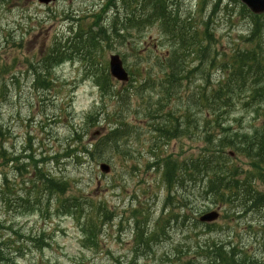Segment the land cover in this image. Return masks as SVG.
Segmentation results:
<instances>
[{"label":"rangeland","instance_id":"374dc122","mask_svg":"<svg viewBox=\"0 0 264 264\" xmlns=\"http://www.w3.org/2000/svg\"><path fill=\"white\" fill-rule=\"evenodd\" d=\"M174 2L182 17L195 18L199 29L200 22L212 15L208 21L220 53L243 47L241 39L248 34L249 21L232 16L238 4L221 0L214 12L217 0ZM118 11L121 13L120 5L111 7L108 0H57L48 6L33 0H0V126L9 160L0 166V180L7 176L11 200L9 205L0 201V242L9 243L16 264H118L133 259L137 264H186L195 260L194 250L204 242L237 244L264 264V203L253 208L249 201L242 212L221 206V219L204 225L198 215L214 209L213 198H202L191 184L182 183L170 191L164 182L161 157L178 161L199 157L207 148L205 142L225 133L217 123L209 124L215 116L206 115L207 108L199 102V76L183 82L175 95H165L169 87L161 81L165 68L161 63H167L165 58L174 49L172 39L157 24L132 30L123 43L114 42L104 49L100 44L90 55L80 49L53 65L51 90L35 86L32 68L39 65L56 38L64 42L70 26L82 31L90 26L100 31L101 23L110 27ZM112 54L121 56L131 79L122 83L110 76L111 89L103 93L100 80L109 74ZM198 64L193 56L187 59L188 68ZM220 75L213 71L212 80L217 82ZM196 94L198 102L193 104L190 99ZM235 103V108L221 109L228 113L218 114L221 127L250 136L256 131L264 133V116L255 107L245 108L241 97ZM171 112L180 119V129H186L170 140L158 129L165 125L167 131ZM117 122L124 126L125 135L116 146H103L101 141ZM75 139L80 147L91 145L94 155L76 162L50 163L45 169L68 181L64 198H79L81 211L58 212L60 197L52 195L44 197L41 209L26 212L22 199L27 176L18 170L25 163V150L31 146L40 158L58 153ZM231 150L222 152L229 168L236 169L240 179L250 178L252 186L264 194V171L256 176L250 160L235 149L234 156H229ZM101 163L111 167L108 174L101 172ZM99 215H103V225L99 220L94 241L87 218ZM159 221L164 222L165 234L161 232L150 251H140L135 257L137 223L152 231ZM29 235H36L41 246L23 238Z\"/></svg>","mask_w":264,"mask_h":264},{"label":"trees","instance_id":"16d2710c","mask_svg":"<svg viewBox=\"0 0 264 264\" xmlns=\"http://www.w3.org/2000/svg\"><path fill=\"white\" fill-rule=\"evenodd\" d=\"M111 7H118L112 26L105 27L101 23L98 27L100 31H94L93 27L89 30L82 31L79 27L70 26L68 36L64 38H56L54 45L49 52L44 56L39 65H35L32 69L36 76L35 86L42 91H49L53 85L51 77L53 65L64 62L70 58L71 54L78 53L81 49L84 55L89 54L90 50L96 48L98 50L101 44V49L111 46L114 42H124L126 37L131 35L132 30H143L147 26L157 24L160 29L167 34L173 41V51L169 53V58H165L166 64L163 62L164 71L162 82H167L169 90H166L165 95L171 97L175 95V90L180 87L185 81H190L192 78L199 76L202 80L200 88L199 102L202 107H206V115L215 116L210 120L209 124L217 123V127L225 133L223 137L215 141H207V148L201 154L200 161L196 157H192L185 161H178L172 156L166 158L161 157L159 163L163 164L164 182L168 189L172 191L176 185L186 183L185 180L194 177L193 171L197 168L200 162V169L205 174L213 176L214 179L209 184V191L215 188L217 191L225 190L229 185L225 184L223 177L230 176L226 171L232 169L225 161V155L222 152L228 148L235 149L237 152L245 155L251 162V166L255 170V175L261 177L264 171V133L256 131L253 135L242 134L239 131H230L229 128L221 127L220 117L221 109L235 108V100L238 97L244 99L242 104L245 108L255 107V112L264 116V13L254 14L244 4L238 0H231L238 4L239 9L234 8L232 16L235 14L242 16L249 21V29L247 35L242 37L243 47H234L230 54L220 53L214 47L213 35L210 30V22L208 21L212 15H209L207 20L200 22L201 28L194 24L195 18L182 17L178 11V5L175 7V0H108ZM178 1V0H177ZM221 0H217L213 11L215 12ZM212 11V12H213ZM235 18V17H234ZM79 22V21H78ZM74 48V50H73ZM193 56L199 64L194 68L187 67V59ZM213 71L220 72V78L217 82L212 80L211 74ZM145 74H148L145 73ZM147 83V80H146ZM100 85L103 93L109 92L111 89L110 75L106 74L101 77ZM195 95V94H194ZM193 95V96H194ZM117 98L121 94L115 93ZM192 96V97H193ZM198 96L190 99L193 104L198 102ZM243 101V100H240ZM189 107V106H188ZM186 108L188 111L189 108ZM210 109L213 113L210 112ZM169 127L159 125V130L168 135L171 139L177 138L178 133L185 129H180V119L174 112L169 113ZM155 118V117H153ZM207 121V120H206ZM116 125L109 134L101 141L103 146L109 145V148L116 146L119 138L125 135L123 125ZM229 132H233L228 134ZM264 132V131H263ZM5 133L0 126V166L4 162H8L7 153L3 149V140ZM77 139L67 145L59 154L52 152L37 158L38 154L32 147L25 150V163L18 170H23L27 176L26 197L22 199L23 209L26 212L44 206V197L49 198L52 195H57L59 198L57 210L73 209L77 214L81 211L80 199L64 198L68 191V181L64 178L54 177L52 173L45 168L50 163L57 164L61 160L77 161L82 157L93 156L91 145H76ZM101 145V149H102ZM98 147L96 144L95 149ZM93 148V146H92ZM55 153L54 155H52ZM158 165V164H157ZM238 178V174L234 178ZM257 177V178H259ZM238 185L242 188V181L238 178ZM264 180V178H263ZM224 184H221L223 183ZM232 184V183H231ZM252 180L249 178V187L247 188L249 201L252 206L258 207L264 203V194H260L253 186ZM9 181L7 176L0 180V201L5 205L11 202L8 199ZM208 191V192H209ZM7 197V198H6ZM79 199V200H78ZM9 202V203H8ZM231 202V201H230ZM48 206L47 203V208ZM68 211V210H67ZM101 220L103 225V215L97 218H87L88 227L90 228L91 236L94 241L97 240L100 229L98 221ZM164 222L159 221L154 230L149 231L145 226L137 223L135 232V257L140 251H150L152 244L163 231ZM166 228V226H165ZM16 235L18 233H15ZM33 234V233H32ZM96 234V235H95ZM27 241L41 246L40 240L36 235L24 236ZM195 260H189L186 264H260L257 256L247 249H243L237 245L230 246L229 244L217 242H204L198 244L194 250ZM12 251L9 243L0 242V264H16L12 261ZM180 253V252H179ZM118 264H137L136 259L129 263L119 262Z\"/></svg>","mask_w":264,"mask_h":264},{"label":"flooded vegetation","instance_id":"af4514ba","mask_svg":"<svg viewBox=\"0 0 264 264\" xmlns=\"http://www.w3.org/2000/svg\"><path fill=\"white\" fill-rule=\"evenodd\" d=\"M196 158L200 161L201 154L199 157ZM226 173L228 175L231 174L232 179L230 178V176H227L226 178L222 176V179L225 180V184L228 185L230 184V185L225 190L217 191L215 188H213L212 190L209 191V184L214 179V177L212 175L209 176V174H205L202 171V169H200V162H199L197 168L193 171L194 177L185 180L186 181L185 184L186 185L191 184L193 185V187H196V189L199 190V192H201V194L204 195L202 198H205L206 196H208V200L211 197L213 198L214 209L212 207L209 211L217 210L221 212L222 211L221 206H229V207L232 206L235 208V210L240 209L239 211L242 212L243 210L242 206L249 202L248 191H247V188L249 187V179L247 180L244 178L240 179V173L235 172L232 169L227 170ZM237 174H238V178L243 183L242 188H240V186L238 185V181H239L238 178L237 177L234 178V175ZM221 184H224V182ZM202 215L203 214L201 213L198 215L200 224H201L200 219ZM231 245L234 246V243H231Z\"/></svg>","mask_w":264,"mask_h":264},{"label":"water","instance_id":"95a60500","mask_svg":"<svg viewBox=\"0 0 264 264\" xmlns=\"http://www.w3.org/2000/svg\"><path fill=\"white\" fill-rule=\"evenodd\" d=\"M42 5H50L56 0H36ZM246 5L253 13H264V0H239ZM109 68L111 76L120 82H128L129 74L124 67L123 60L120 55L113 54L110 56ZM100 169L103 173L110 172V166L106 163L100 165ZM219 217L217 212H211L202 217V222H213Z\"/></svg>","mask_w":264,"mask_h":264}]
</instances>
